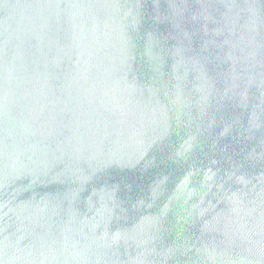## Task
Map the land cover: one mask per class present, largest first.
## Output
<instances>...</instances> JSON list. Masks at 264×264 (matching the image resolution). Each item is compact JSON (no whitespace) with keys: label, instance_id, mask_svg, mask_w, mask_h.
I'll use <instances>...</instances> for the list:
<instances>
[{"label":"water","instance_id":"1","mask_svg":"<svg viewBox=\"0 0 264 264\" xmlns=\"http://www.w3.org/2000/svg\"><path fill=\"white\" fill-rule=\"evenodd\" d=\"M0 264H264V0H0Z\"/></svg>","mask_w":264,"mask_h":264}]
</instances>
